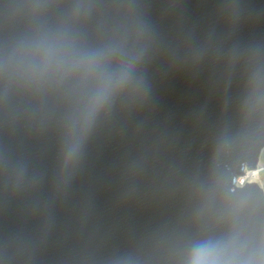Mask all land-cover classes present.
<instances>
[{"label": "water", "instance_id": "obj_1", "mask_svg": "<svg viewBox=\"0 0 264 264\" xmlns=\"http://www.w3.org/2000/svg\"><path fill=\"white\" fill-rule=\"evenodd\" d=\"M264 0H0V264H264Z\"/></svg>", "mask_w": 264, "mask_h": 264}, {"label": "bare ground", "instance_id": "obj_2", "mask_svg": "<svg viewBox=\"0 0 264 264\" xmlns=\"http://www.w3.org/2000/svg\"><path fill=\"white\" fill-rule=\"evenodd\" d=\"M260 166L258 169L255 170V167H247L244 170V175L243 177H239L238 184L241 185L242 182L246 183L248 181H258V178L260 176Z\"/></svg>", "mask_w": 264, "mask_h": 264}, {"label": "rangeland", "instance_id": "obj_3", "mask_svg": "<svg viewBox=\"0 0 264 264\" xmlns=\"http://www.w3.org/2000/svg\"><path fill=\"white\" fill-rule=\"evenodd\" d=\"M260 166L259 170H260V176L258 178V181H255L257 183H259V185L263 188L264 190V148L262 149L261 151V155H260V158H259V161L257 162V165L255 167V170L258 169V167ZM248 167V166H247ZM246 167V168H247ZM245 168V169H246ZM245 176L244 174L240 177H243Z\"/></svg>", "mask_w": 264, "mask_h": 264}, {"label": "built area", "instance_id": "obj_4", "mask_svg": "<svg viewBox=\"0 0 264 264\" xmlns=\"http://www.w3.org/2000/svg\"><path fill=\"white\" fill-rule=\"evenodd\" d=\"M243 184H244V182L241 183V185H243Z\"/></svg>", "mask_w": 264, "mask_h": 264}]
</instances>
